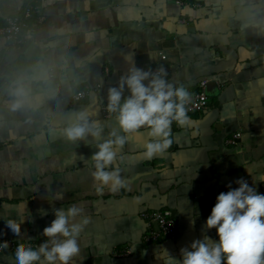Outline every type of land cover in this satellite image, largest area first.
<instances>
[{
    "label": "crops",
    "instance_id": "0c3cea01",
    "mask_svg": "<svg viewBox=\"0 0 264 264\" xmlns=\"http://www.w3.org/2000/svg\"><path fill=\"white\" fill-rule=\"evenodd\" d=\"M185 1L0 0V25L34 2L46 17L37 22L35 14L36 31L22 46L0 37V232L14 221L18 234L38 244L55 218L51 208L76 203L90 219L76 264H159L160 248L178 255L202 238L226 185L246 177L264 193V0ZM132 62L145 70L166 66L168 81L191 94L207 81L210 105L189 114L191 126L172 125L174 142L163 156L142 157L146 132L130 137L121 149L128 188L98 196L90 160L96 142H70L63 129L73 113L91 107L106 138L116 122L101 105ZM20 85L28 101L13 109ZM87 88L88 98L69 102ZM58 190L64 200L50 206ZM165 209L177 220L176 238L142 240L149 225L142 212ZM128 247L131 254L117 255Z\"/></svg>",
    "mask_w": 264,
    "mask_h": 264
},
{
    "label": "clouds",
    "instance_id": "9594fccd",
    "mask_svg": "<svg viewBox=\"0 0 264 264\" xmlns=\"http://www.w3.org/2000/svg\"><path fill=\"white\" fill-rule=\"evenodd\" d=\"M16 98L12 108L22 107L28 101V91L20 85L13 91ZM192 94L182 84L168 81L163 68L145 70L131 63L126 74L107 91L106 111L116 122V127L107 132L105 125L94 119L93 108H84L73 113L63 129V136L70 142L95 141L96 149L91 157V176L96 195L105 191L115 195L128 188L122 175L121 149L129 138L146 132L142 141L141 155L144 159L163 156L173 145L172 125L191 126L189 105ZM226 185L220 192L210 214L207 216L202 238L173 255L167 248L154 253L159 264H264V193L246 178L240 177ZM49 205L64 200V191L52 192ZM24 210V204H18ZM54 219L43 228V239L34 244L18 234L14 221L3 223V233L12 245L0 243V262L7 264H76L82 249L79 238L89 225L90 219L76 203L67 207H52ZM40 214L47 215L41 209ZM30 215V214H28ZM27 215V216H28ZM198 215V214H197ZM79 218V220H78ZM78 220V222H77ZM29 223L31 220L29 219ZM215 230V237L208 234ZM23 241L22 243H17Z\"/></svg>",
    "mask_w": 264,
    "mask_h": 264
},
{
    "label": "built area",
    "instance_id": "2783aa9c",
    "mask_svg": "<svg viewBox=\"0 0 264 264\" xmlns=\"http://www.w3.org/2000/svg\"><path fill=\"white\" fill-rule=\"evenodd\" d=\"M179 3L185 4V0H178ZM39 12L37 22H43L45 20V15L41 12V6L36 3H29L24 8L20 14L10 15L6 17V23L0 25V37L6 39L13 46H22L27 42L28 37H30L35 31L37 23L32 24V19L34 14ZM185 21V20H184ZM162 58L166 59L167 54L161 52ZM163 68L164 71H167L166 66H160L152 69V71L159 70ZM206 82L203 81L201 89L192 94V101L189 105L190 112H200L208 109L210 105V99L205 90ZM95 90V89H94ZM93 93L92 89H81L76 91L69 102L71 104L82 101L88 98ZM106 103L102 104V113L103 116L109 118V115L105 108ZM240 133L237 134V137H240ZM230 142H236L235 139L230 140ZM262 190L264 191V185H262ZM142 216L148 221V230L143 235V240L145 242H158L162 239L171 238L175 239L178 234V224L177 220L173 215L171 209L165 210H152L142 212ZM157 223L158 228L155 226ZM23 241H18L17 243H22ZM0 243L8 244L9 247L7 250H12V245L9 242V238H4L0 240ZM34 244H37L33 242ZM132 253L131 247L120 250L117 255L126 256Z\"/></svg>",
    "mask_w": 264,
    "mask_h": 264
},
{
    "label": "rangeland",
    "instance_id": "374dc122",
    "mask_svg": "<svg viewBox=\"0 0 264 264\" xmlns=\"http://www.w3.org/2000/svg\"><path fill=\"white\" fill-rule=\"evenodd\" d=\"M162 56V55H161ZM206 83H207V81H205ZM206 90V89H205ZM102 106V105H101ZM192 113H194V112H192ZM190 114V113H189ZM241 136V135H240ZM235 138L237 139V138H239V137H237V135L235 136ZM235 138H232V139H235ZM232 139H230V140H232ZM230 140H229V142H230ZM230 143H236V142H230ZM263 185H264V183H263ZM142 240H143V237H142Z\"/></svg>",
    "mask_w": 264,
    "mask_h": 264
},
{
    "label": "trees",
    "instance_id": "16d2710c",
    "mask_svg": "<svg viewBox=\"0 0 264 264\" xmlns=\"http://www.w3.org/2000/svg\"><path fill=\"white\" fill-rule=\"evenodd\" d=\"M35 3V2H34ZM37 4V3H36ZM41 12H42V8H41ZM36 15H37V18L39 17V15H40V13L39 12H36L35 13ZM35 14H34V16H35Z\"/></svg>",
    "mask_w": 264,
    "mask_h": 264
},
{
    "label": "water",
    "instance_id": "95a60500",
    "mask_svg": "<svg viewBox=\"0 0 264 264\" xmlns=\"http://www.w3.org/2000/svg\"><path fill=\"white\" fill-rule=\"evenodd\" d=\"M155 226L158 228V225H157V223H155Z\"/></svg>",
    "mask_w": 264,
    "mask_h": 264
}]
</instances>
